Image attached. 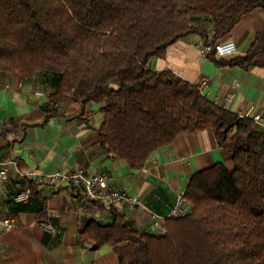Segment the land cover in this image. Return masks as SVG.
<instances>
[{
  "label": "trees",
  "instance_id": "1",
  "mask_svg": "<svg viewBox=\"0 0 264 264\" xmlns=\"http://www.w3.org/2000/svg\"><path fill=\"white\" fill-rule=\"evenodd\" d=\"M260 8L264 0H0V70L39 76L47 116L69 100L104 102L99 144L132 169L177 135L205 129L232 155L231 170L216 163L188 178L189 212L164 218L165 233L115 214L110 224L79 228L83 247L110 245L118 264H264V130L197 84L147 67L187 35L206 38L201 21L212 23L214 45ZM263 49L264 30L234 62L247 68ZM28 189L27 203L35 199L31 182ZM36 218L47 221L43 200Z\"/></svg>",
  "mask_w": 264,
  "mask_h": 264
},
{
  "label": "crops",
  "instance_id": "2",
  "mask_svg": "<svg viewBox=\"0 0 264 264\" xmlns=\"http://www.w3.org/2000/svg\"><path fill=\"white\" fill-rule=\"evenodd\" d=\"M211 37V22H200ZM264 30V8L245 14L222 39L234 41L236 50L219 64L212 53H202L200 34L187 35L153 57L147 67L170 70L178 78L197 84L218 104L228 101L236 114H264V49L244 68L234 62L244 57L258 32ZM221 39V40H222ZM48 87L39 76L21 78L0 70V162L10 161L5 179L0 178V215L12 214L11 228L0 227V264H118L110 245L83 247L79 228L88 220L113 222L115 214L139 231H151L147 209L165 215L178 192L195 172L216 163L233 168L231 153L217 145L212 129L182 133L158 148L143 167L132 169L99 144L97 129L103 121L104 102L69 100L46 115ZM254 128L263 130L254 124ZM83 169L107 180L110 190H121L145 203L146 208L118 202L106 209L89 201L64 183L40 182L44 174ZM29 173L32 179L25 177ZM34 186L35 199L14 202V196ZM45 203L47 221L55 228L48 233L36 218L39 201ZM152 232V231H151Z\"/></svg>",
  "mask_w": 264,
  "mask_h": 264
},
{
  "label": "built area",
  "instance_id": "3",
  "mask_svg": "<svg viewBox=\"0 0 264 264\" xmlns=\"http://www.w3.org/2000/svg\"><path fill=\"white\" fill-rule=\"evenodd\" d=\"M209 37L202 38L200 42L201 52L209 53L213 52L215 59L219 60L232 54L235 50V43L232 39L226 38L217 41L214 45L208 44ZM200 88V87H199ZM223 109L228 110V101H224L220 104ZM241 117L249 118L253 124L258 125L264 130V114L257 112L253 115L246 116L245 114H238ZM11 162H0V178L5 179L9 171ZM25 177L32 179L31 174L26 173ZM40 182H47L49 184H66L72 192L79 193L84 196L86 200L101 202L106 209H110L114 204L118 202H125L129 207L139 206L146 208L145 203L140 199L133 197L132 195L121 190H110L107 185L106 178L98 173H88L83 169H77L72 172L54 171L48 174H44L39 178ZM29 189L24 188L18 192L13 200L17 203H24L29 200ZM150 215V227L151 231L155 233H165V227L162 220L166 217H182L189 212V205L184 197V189L180 190L175 198L174 204L170 207L165 215H160L151 209H147ZM15 223V218L12 214L0 215V227L3 229L11 228ZM40 227L48 233H55L56 228L48 221L41 222Z\"/></svg>",
  "mask_w": 264,
  "mask_h": 264
}]
</instances>
